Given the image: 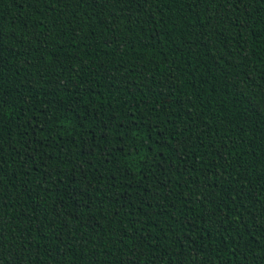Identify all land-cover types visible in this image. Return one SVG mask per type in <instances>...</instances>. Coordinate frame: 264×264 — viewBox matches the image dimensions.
<instances>
[{"label":"trees","instance_id":"16d2710c","mask_svg":"<svg viewBox=\"0 0 264 264\" xmlns=\"http://www.w3.org/2000/svg\"><path fill=\"white\" fill-rule=\"evenodd\" d=\"M0 264H264V0H0Z\"/></svg>","mask_w":264,"mask_h":264}]
</instances>
